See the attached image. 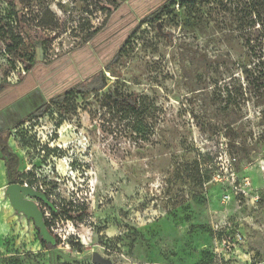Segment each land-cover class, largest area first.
Returning a JSON list of instances; mask_svg holds the SVG:
<instances>
[{
  "label": "rangeland",
  "instance_id": "obj_1",
  "mask_svg": "<svg viewBox=\"0 0 264 264\" xmlns=\"http://www.w3.org/2000/svg\"><path fill=\"white\" fill-rule=\"evenodd\" d=\"M31 1L24 13L46 41L8 49L12 33L25 37L8 23L11 0H0V84L19 85L28 74L41 105L104 71L136 33L105 72L108 85L99 97L49 103L43 116L11 128L8 144L19 157L20 180L60 244L52 252L42 246L33 221L13 209L8 181L0 180V264H92L93 253L113 264H264V89L256 77H249L250 87L243 72L259 70L264 42L262 26L248 28L244 2L175 4L160 31L140 22L165 0ZM259 11L262 25L264 5ZM95 30L99 35L85 44ZM30 57L40 61L27 73ZM227 85L243 94L231 106L239 138L233 143L221 135L211 143L193 114L212 117L208 102L220 92L226 97ZM116 88L155 97L162 119L179 129L177 138L218 151L220 169L203 191L204 203L174 205L167 168L141 159L152 152L132 148L109 122L99 99ZM246 138L247 152L237 157L228 146ZM75 197L85 204L81 222L52 214Z\"/></svg>",
  "mask_w": 264,
  "mask_h": 264
},
{
  "label": "trees",
  "instance_id": "obj_2",
  "mask_svg": "<svg viewBox=\"0 0 264 264\" xmlns=\"http://www.w3.org/2000/svg\"><path fill=\"white\" fill-rule=\"evenodd\" d=\"M200 1L204 2L206 5L210 4V0ZM125 2L126 1L122 2L118 6H123ZM197 2L198 0H165L163 4L147 14L140 23L142 25L161 24L163 17L167 15V11L173 5L176 4L179 7L194 6ZM229 2H232V0H229ZM238 2H244L243 4L245 5V10L247 12L246 15L248 18H251L248 28H255L256 25L260 27L262 26L261 32L264 42V23L260 25L261 14L259 11L264 5V0H238ZM31 6V0H11L7 17L8 23L12 26L15 24L16 28L24 35L25 39L20 37L17 38L15 33H12L11 35L8 33L10 35V41L13 39V45L7 44L8 49L11 47L13 48L14 45L18 46L23 43L24 40H26L31 48H38L46 41L44 35L40 34L41 36H39L34 32L35 29L32 24L35 20L34 17H29L28 14L24 13V11ZM35 28H42V30H44L45 25H42V27L36 26ZM226 30H228L229 33L232 31L231 29H220L219 32L223 33L226 32ZM99 32L100 30H95L88 33L84 37V43L87 44L91 42L99 35ZM135 33L136 31H134L131 36ZM131 36L126 39L121 48L114 55L111 62L105 67L104 71L92 74L83 82L51 98L50 101L41 105L25 120H32L43 116L47 112L49 103L56 106H62L75 97H82L83 99L99 97V94L104 91L108 85L104 75L105 72L111 71L112 67L119 59L121 50L127 47L130 43ZM250 38L251 37L247 38V46L251 43ZM32 59L33 58L30 57V64L28 63L25 66L27 73L37 65L38 61ZM200 62L204 64L206 69L210 70L212 68L211 62L208 61L207 58H203ZM29 68L31 69L29 70ZM243 72L246 75L245 79L248 80V85L250 87H254V84L249 81V77H256L260 80L258 85L264 89V61H260L259 70L257 72H254V69L253 72L247 70H244ZM27 76L28 74L26 77ZM26 77L24 78V81ZM24 81L22 79L19 84ZM12 86L13 85L9 84H0V95ZM231 86L232 85H227L225 87L226 97H223V92H220L218 96L209 100L208 103L214 106V115L212 117L206 113L197 117L192 113L195 125L203 134L207 135V141H210L211 143L217 137H221V135H224L225 138L233 143L235 142L234 139L239 138L235 131L236 121H234L235 119H232V115L235 114V109H232L231 106L239 105L243 94L240 95V92L237 91L234 86L229 89ZM99 102L100 109L106 112L109 117V122L114 124L115 129L121 133V136L132 144V148H137V151L145 149L147 152H152L151 156L142 155V157H140L141 159H149L153 165H164V167L167 168L166 173L169 174V178L166 182L171 186V189H176L177 192L172 199L174 200V205L188 203V207H190L192 203L197 205L204 203L206 196L203 191L208 183H213L212 178L220 169V163L217 161L219 158V155L217 154L218 151L214 152L212 149L208 150V148L199 149L196 145L190 144L187 141V138H177L181 135L179 134V129H176L174 124H169L162 119L163 109L158 105L155 97L136 92H127L116 88L102 95ZM9 134L10 130L6 133L0 134V159H2L6 165L8 184L19 183L23 185V181L20 180L19 157L11 150L8 144ZM247 140L248 138L244 139V141H241L237 145H230L228 148L230 147L233 154L238 157L247 152ZM131 152L132 151H129V154H131ZM178 201H180L179 204L176 203ZM84 206L85 204L81 203L78 198L75 197L72 201L68 202V204L63 203L61 207H53L51 212L55 217L61 215L66 218V220L81 222L83 216H86ZM41 212L43 213L42 210ZM43 218L52 240H46L44 236L41 235V230L36 228L38 238L42 246L52 252L59 246L60 240L54 235L50 228L48 229V223L45 219L44 213Z\"/></svg>",
  "mask_w": 264,
  "mask_h": 264
},
{
  "label": "crops",
  "instance_id": "obj_3",
  "mask_svg": "<svg viewBox=\"0 0 264 264\" xmlns=\"http://www.w3.org/2000/svg\"><path fill=\"white\" fill-rule=\"evenodd\" d=\"M41 96L42 94L34 87L33 80L12 86L2 93L0 95V134L11 130L16 123L25 120L37 110L42 104ZM4 179L7 180L6 165L0 159V180Z\"/></svg>",
  "mask_w": 264,
  "mask_h": 264
},
{
  "label": "water",
  "instance_id": "obj_4",
  "mask_svg": "<svg viewBox=\"0 0 264 264\" xmlns=\"http://www.w3.org/2000/svg\"><path fill=\"white\" fill-rule=\"evenodd\" d=\"M157 27L161 31L160 23L157 24ZM6 192L13 209L33 221L35 227L41 230V235H43L46 240L51 241V236L44 223L43 213L36 202L30 198L34 196L31 188L19 183L9 184ZM91 262L92 264H113L111 260L102 257L99 253H93Z\"/></svg>",
  "mask_w": 264,
  "mask_h": 264
}]
</instances>
